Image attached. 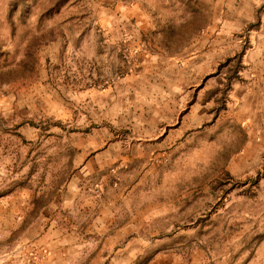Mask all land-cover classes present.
Instances as JSON below:
<instances>
[{
  "label": "rangeland",
  "instance_id": "rangeland-1",
  "mask_svg": "<svg viewBox=\"0 0 264 264\" xmlns=\"http://www.w3.org/2000/svg\"><path fill=\"white\" fill-rule=\"evenodd\" d=\"M134 4L145 14L141 34L130 32L134 19H123ZM105 16L119 17L118 26L100 22ZM143 52L158 63L143 68ZM195 55L209 56L198 76L194 65L183 68ZM44 70L65 100L59 108L51 102L46 114L21 97ZM135 71L141 77L133 89L107 103L105 133L94 130L100 124L90 123L82 102L67 103L70 88L103 89ZM258 90L264 0H0V264H55L53 225L73 222H96L100 231L89 239L120 241L108 264H264ZM239 95L246 109L236 104ZM192 104L186 126L163 148L132 150L146 138L136 127L153 125V117L161 126ZM88 142L93 150L106 145L108 164L80 176L77 149ZM72 175L80 179L71 185ZM22 190L28 208L10 213L7 193ZM59 193L93 196L97 205L79 214L31 209V201Z\"/></svg>",
  "mask_w": 264,
  "mask_h": 264
},
{
  "label": "crops",
  "instance_id": "crops-1",
  "mask_svg": "<svg viewBox=\"0 0 264 264\" xmlns=\"http://www.w3.org/2000/svg\"><path fill=\"white\" fill-rule=\"evenodd\" d=\"M107 12V11H106ZM106 14V13H105ZM145 14L142 12L141 7L139 5H132L130 8V13L126 16H123V19H134L132 20L134 26V31L130 30L132 34H141L140 30L137 29L138 27H141V21L144 20ZM130 17V18H129ZM135 17V18H134ZM119 17H111L105 16L104 18H100V22H103L105 24H116L118 26V23L120 20H118ZM140 25V26H139ZM222 33V32H220ZM132 37V36H131ZM137 37V36H136ZM135 37V40L138 39ZM220 38L219 36L215 35V40ZM134 42V45H139V42ZM217 42V41H216ZM143 57V68H145L150 61L158 63L157 55H148L144 52L142 53ZM153 58V59H152ZM168 61H172L174 56L166 57ZM206 59H209V56L207 58L200 57L199 55H195L194 57H191L188 62L183 63L184 69L188 68L190 65H194L195 68H191L192 70L196 71L197 76L203 71V64L207 63L204 62ZM141 65V66H142ZM192 67V66H191ZM141 68V67H140ZM146 69V68H145ZM146 71V70H145ZM139 72H130L125 75L122 83L111 85L103 89H96V88H88L81 90H67L68 96L71 97L72 101H68L69 105L82 102L83 108L85 110L89 109V116H90V123L94 121L95 123H99L100 126L97 129L99 130V133L106 132L107 128H104L100 123L104 119H108L107 114V103L108 101L112 102L117 101V96L120 95L122 91L133 89L135 81L138 79L137 77H141ZM186 73V72H185ZM47 72L41 71L40 77L30 85L29 88H27L23 93H21V97H23L22 100L25 98V104L27 106L33 105V109H41L43 110L42 114L51 113L49 111L48 106L51 102L57 103L54 105L55 107L59 108L60 106V98L65 102V100L61 97V93H63L64 88L56 87L54 85H51L47 78ZM214 76V75H213ZM186 77V74H185ZM209 81V79H208ZM207 81V82H208ZM201 81V85H202ZM199 84V85H200ZM61 88V89H60ZM182 95V93H180ZM256 95L258 96H264V91H257ZM238 100L236 101V104H241L240 106L246 109L247 108V99L245 100V96H237ZM258 97H256L253 101H249V104L251 103H259ZM7 102H9L7 97ZM186 104L187 103V97L182 96L180 98V104ZM188 104V103H187ZM190 105V108L188 105H185L183 111L175 112L172 115H169L166 119V123L163 125H158L157 118H152L153 125H145V126H139L136 127L135 131L137 134L146 137L143 141H138L133 145L132 150H136L137 155H142L145 152H153L157 151L164 147V143L167 142V138H170V136L175 135L177 131H181V128L186 126L187 124V118H188V112L193 111L194 107ZM258 106V105H257ZM53 107V106H51ZM251 112L255 111L254 106H251ZM53 113L54 110H52ZM105 123V122H104ZM150 125V126H149ZM37 130V127H35ZM88 135V134H87ZM90 136V135H88ZM142 139V138H140ZM106 145H103V147L96 145L94 150L92 149L91 142L83 143L78 145V157H79V163L74 166L75 168H78L77 175L80 174V176H83L84 174H87L91 171V168L93 166L97 167L98 165L100 167L106 166L108 164V161L106 159L107 156V148ZM95 154H94V153ZM76 176L72 175L69 179H67L68 183L72 185V183H75L76 181L79 182L80 178L75 179ZM76 180V181H74ZM25 191L22 190L18 194L16 193H7V210L10 213H16L17 211L20 212V214L23 213L24 209H27V199L25 196ZM59 197L51 200V201H39L38 199H35L31 201V209L34 211V209L37 208V211H35V214H43L44 210L46 208L50 207L52 212H55L56 215H60L62 213V210L65 207H69L71 214H79V212H83V210H87L90 208H95L96 205L93 203V196L86 197L83 196L81 198H77V196L72 197L73 199H69V197L63 198V195L60 196V193L58 195ZM18 201V203L16 202ZM37 201V202H36ZM65 202V203H64ZM19 204V205H18ZM18 205V206H17ZM70 223V222H69ZM95 225H77L73 222V224L68 225L67 227H63L62 225H53L52 232L53 239L51 240V254H52V260L55 262V264H64L65 262L71 263V260L75 259H82V261L79 264H108L110 258L114 254V250L118 248V243L120 241L115 237H108L105 236L104 238H94L89 239L88 236L91 235V233H96V222H94ZM107 230V227H102ZM100 231V228L99 230ZM100 233V232H98ZM91 246V247H90ZM88 249L90 252H86ZM111 249V250H110ZM89 251V250H88Z\"/></svg>",
  "mask_w": 264,
  "mask_h": 264
}]
</instances>
